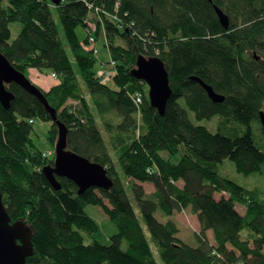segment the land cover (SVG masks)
<instances>
[{
	"label": "trees",
	"instance_id": "16d2710c",
	"mask_svg": "<svg viewBox=\"0 0 264 264\" xmlns=\"http://www.w3.org/2000/svg\"><path fill=\"white\" fill-rule=\"evenodd\" d=\"M89 5L0 0V52L27 75L31 68L57 75L44 94L69 128V148L104 165L114 181L109 190L91 187L79 194L74 181L58 177L62 189L56 190L43 172L54 158L44 155L32 133L36 120L51 122L55 144L58 126L35 95L11 83L10 108L0 101V191L13 221L33 228L35 254L28 264H264V196L221 167L230 159L240 173H264L259 116L264 0H94ZM214 5L228 14V29ZM98 6L110 14L100 18ZM53 9L64 36L53 23ZM13 22L20 24L14 39ZM91 23L97 41L104 39L116 61L114 88L97 72ZM80 26L87 31L83 40ZM141 54L159 56L169 72L173 94L164 115L151 105L148 84L131 74ZM193 77L225 100L213 101ZM135 92L144 96L142 103H135ZM181 98L200 120L219 115L217 131L195 124ZM144 183L155 190L148 192ZM89 205L100 206L115 225L107 243L99 239L102 225L87 212ZM187 208L200 222L196 245L179 236L181 227L170 217Z\"/></svg>",
	"mask_w": 264,
	"mask_h": 264
},
{
	"label": "water",
	"instance_id": "95a60500",
	"mask_svg": "<svg viewBox=\"0 0 264 264\" xmlns=\"http://www.w3.org/2000/svg\"><path fill=\"white\" fill-rule=\"evenodd\" d=\"M54 5H60L64 0H50ZM222 25L228 29L230 18L219 6L214 5ZM132 75L144 80L149 85V98L151 105L161 115L166 113L168 102L173 94L169 72L165 62L159 56L148 57L144 54L138 56L137 67ZM207 91L209 97L215 102H223L225 96L216 92L214 88L199 77H193ZM11 83H17L28 92L35 95L50 113L58 126V138L55 143V158L53 164L43 167V172L56 190L62 189L58 177L68 178L79 187V194L91 187L109 190L114 184L107 168L69 148L68 126L58 117V111L47 99L44 92L34 84L29 77L18 70L9 59L0 52V101L10 108L15 95L9 90ZM260 121L264 129V109L259 112ZM33 228L24 220L13 221L7 211L0 192V264H28L27 259L34 254L32 241Z\"/></svg>",
	"mask_w": 264,
	"mask_h": 264
},
{
	"label": "rangeland",
	"instance_id": "374dc122",
	"mask_svg": "<svg viewBox=\"0 0 264 264\" xmlns=\"http://www.w3.org/2000/svg\"><path fill=\"white\" fill-rule=\"evenodd\" d=\"M97 10L99 11V17L105 18L101 14V12H102L101 6H98ZM52 18H53V23L60 29L62 36H64L63 26L60 22L58 13L55 9H53ZM90 25H92V26H90V28H91V30L93 28V30H92L93 33L90 32L89 39L93 40V42H90L89 44L95 45V47H96L95 52H96V50L98 51L99 54H98L97 58L99 60L108 59L107 66L109 67L114 63V58L111 56L110 49L107 46H105L104 39L99 40V42L96 41V36L93 37V35H95L94 32H95L96 26L93 23H91ZM11 28H12V33H13L12 39H14L17 36V34L19 33L20 24L18 22H13L11 24ZM78 35L82 40L87 37V31L85 30V28L83 26H80L78 28ZM122 41H124L126 43V41L124 39H122ZM136 66H137V64H136ZM103 71H104V69H103ZM43 72H44V74H50L47 71H43ZM97 72H98V74H100L99 71H97ZM27 73H28V75L27 74L26 75L29 77V79L34 84H36L38 86V84H37L38 82L36 81L37 79L34 76H32V70L29 69ZM117 74H118V68H115L112 72V76L110 77L111 80H113L117 76ZM51 75L53 76V73ZM105 76H107V75H105ZM142 81H143V83H146L144 80H142ZM110 87L114 88V84L112 83L110 85ZM39 88L44 92V89L42 87H39ZM147 89H150L149 85H147ZM134 96L135 97L132 96V98H134L135 103L137 104L136 98H137L138 94L135 92ZM179 101L186 109H188L189 116L195 124L205 125L213 132L217 131L218 121H219V117H220L219 115H216L211 119H201L200 120L197 118L196 113L193 110L188 108L185 98H181V99H179ZM50 129H51V122L43 121L40 119L36 120V122L34 124V130L32 133V137H33L36 145L41 150H43V151L51 150V151L55 152V144H53V142L51 141V139L49 137L50 136ZM104 134L106 135V139H107L108 138L107 134L106 133H104ZM256 139H257V137H256ZM258 140L259 139H257V142L259 143L260 140L259 141ZM48 157L49 158H55V154L48 156ZM221 167L223 169L225 168V170L227 171L226 172L227 175L229 177H231L232 179H234L237 183H239L243 186H246L248 188H252V189L258 188L262 192V196H264V173H253L250 175H245L243 173H240L237 171L235 163L233 161H231L230 159H225L224 162L221 164ZM145 185H146L145 188L147 191L151 190L152 185H150L149 183H145ZM225 195L228 196V194H225ZM221 196H222V194L216 193L217 198H220ZM105 202L107 204H109V201L107 199H105ZM134 204H135V208H136V211L138 213V216L141 217V212H140V209L138 207V204L136 202H134ZM237 208L241 213H245V211H246V208L240 204H237ZM87 212L89 214H91L93 217H95L99 221V223L102 225L103 234H101L99 236V239L102 242L107 243L108 242L107 241V235H109V234L113 233V231H115V225L109 220V217L104 213L103 209L100 206L89 205L87 207ZM157 217L162 219V220L167 219V217L162 216L160 213H157ZM170 217L175 218L181 227V232H180L179 236L185 242H187L191 245H196L197 244V238L195 236V232L200 231V229H201L198 216L195 213H193V211L190 208H187V209L183 210L182 212H176L175 215L170 216ZM141 219H142V217H141ZM142 222H143L145 231L148 234V237L151 241V245H152V248L154 251V255H155L156 259L160 263H162L157 243L152 239L151 234L149 232V229L146 226L143 219H142ZM245 234H246V232L244 233V235ZM207 235H208L209 239H214V234L212 231L207 233ZM87 241H90V238H88Z\"/></svg>",
	"mask_w": 264,
	"mask_h": 264
},
{
	"label": "crops",
	"instance_id": "0c3cea01",
	"mask_svg": "<svg viewBox=\"0 0 264 264\" xmlns=\"http://www.w3.org/2000/svg\"><path fill=\"white\" fill-rule=\"evenodd\" d=\"M30 70H32V76H34L37 79L36 80L38 82L37 84L41 86L44 90H49L53 85L57 83V80L54 79V77L51 74H44L43 72H41L40 70L36 68H31ZM149 184L152 185V188L151 190H148V192H153L155 188L153 184L151 183ZM144 186H146L145 183H144ZM210 231H208V233ZM210 240L213 242V239H210Z\"/></svg>",
	"mask_w": 264,
	"mask_h": 264
},
{
	"label": "built area",
	"instance_id": "2783aa9c",
	"mask_svg": "<svg viewBox=\"0 0 264 264\" xmlns=\"http://www.w3.org/2000/svg\"><path fill=\"white\" fill-rule=\"evenodd\" d=\"M84 1L86 3H88V4L94 2V0H84ZM116 6L118 8L119 7V3H117ZM101 9H102L101 14H105V15H109L110 14L109 11L105 10L104 8L101 7ZM53 76L56 77L57 75L53 73ZM99 76L101 77V81L103 82V84L111 85L113 83L111 78L109 76H104L102 72H100ZM136 100H137L138 104L142 103L143 100H144V96L138 95ZM44 155L45 156H51V155H53V152L52 151H47V152L44 153ZM149 171H151V169Z\"/></svg>",
	"mask_w": 264,
	"mask_h": 264
},
{
	"label": "bare ground",
	"instance_id": "6f19581e",
	"mask_svg": "<svg viewBox=\"0 0 264 264\" xmlns=\"http://www.w3.org/2000/svg\"><path fill=\"white\" fill-rule=\"evenodd\" d=\"M89 5V4H88ZM90 6H92V4H90L89 5V7ZM97 9V8H96ZM226 12V11H225ZM90 30H91V28H90ZM91 32H92V30H91ZM93 33V32H92ZM94 36H96V35H93V37ZM96 41H97V39H96ZM90 42H93V40H90ZM98 51L96 50V52H95V55L98 57ZM107 63H108V59H106V61H104V60H100L99 61V72L101 71L102 73H103V75L105 76V75H107V76H109V77H111L112 76V72H113V70H114V68H115V65H116V61L114 60V63L111 65V66H107ZM137 67V66H136ZM136 67H134L133 69H135ZM103 69H104V71H103ZM132 69V70H133ZM132 72V71H131ZM56 73V72H55ZM58 74V73H57ZM132 74V73H131ZM133 76V75H132ZM54 77V76H53ZM134 77V76H133ZM57 76L56 77H54V79H56L57 80ZM116 159V158H115ZM1 192V191H0ZM13 220V219H12ZM35 254V253H34Z\"/></svg>",
	"mask_w": 264,
	"mask_h": 264
}]
</instances>
